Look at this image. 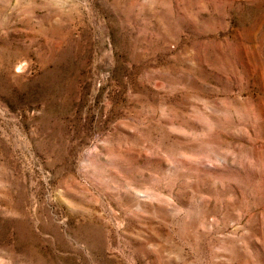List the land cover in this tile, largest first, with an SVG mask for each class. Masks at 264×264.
Returning a JSON list of instances; mask_svg holds the SVG:
<instances>
[{
	"label": "rangeland",
	"instance_id": "374dc122",
	"mask_svg": "<svg viewBox=\"0 0 264 264\" xmlns=\"http://www.w3.org/2000/svg\"><path fill=\"white\" fill-rule=\"evenodd\" d=\"M0 264H264V0H0Z\"/></svg>",
	"mask_w": 264,
	"mask_h": 264
}]
</instances>
